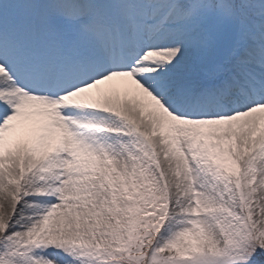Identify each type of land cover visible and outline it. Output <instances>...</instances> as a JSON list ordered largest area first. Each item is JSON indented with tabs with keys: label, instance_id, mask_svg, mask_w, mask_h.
<instances>
[{
	"label": "snow or ice",
	"instance_id": "1",
	"mask_svg": "<svg viewBox=\"0 0 264 264\" xmlns=\"http://www.w3.org/2000/svg\"><path fill=\"white\" fill-rule=\"evenodd\" d=\"M264 0H0V264H264Z\"/></svg>",
	"mask_w": 264,
	"mask_h": 264
},
{
	"label": "rangeland",
	"instance_id": "2",
	"mask_svg": "<svg viewBox=\"0 0 264 264\" xmlns=\"http://www.w3.org/2000/svg\"><path fill=\"white\" fill-rule=\"evenodd\" d=\"M262 255V258H264V254H261Z\"/></svg>",
	"mask_w": 264,
	"mask_h": 264
}]
</instances>
